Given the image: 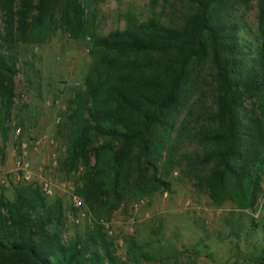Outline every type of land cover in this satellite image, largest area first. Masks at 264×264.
Listing matches in <instances>:
<instances>
[{"label": "trees", "instance_id": "trees-1", "mask_svg": "<svg viewBox=\"0 0 264 264\" xmlns=\"http://www.w3.org/2000/svg\"><path fill=\"white\" fill-rule=\"evenodd\" d=\"M180 20L126 16L91 29L88 0H0V139L10 130L20 46L64 25L88 39L90 63L67 116L62 169L82 167L75 194L93 217L125 199L168 190L178 167L216 204L254 212L264 183V0L253 36L227 11L230 0H177ZM252 0H241L247 5ZM204 68L207 89H199ZM184 143V144H183ZM184 148V150H182ZM76 214V210L74 211ZM64 203L35 182L0 191V264H139L114 251L98 221L64 239ZM255 263L264 264V217Z\"/></svg>", "mask_w": 264, "mask_h": 264}, {"label": "rangeland", "instance_id": "rangeland-1", "mask_svg": "<svg viewBox=\"0 0 264 264\" xmlns=\"http://www.w3.org/2000/svg\"><path fill=\"white\" fill-rule=\"evenodd\" d=\"M87 4L91 29L100 33L123 26L126 16L143 19L155 15L177 23L183 8L177 0H88ZM227 11L241 21L244 34L258 33L256 0L247 5L230 0ZM62 26L41 43L20 46L21 68L10 130L6 142L0 139V173L8 179L0 191L11 197L12 186L20 182L16 161L24 144L31 182L40 185L48 178L51 191L46 197L61 198L64 203V239L86 232L98 221L114 242L115 253L131 260L136 255L139 264H257L260 231L250 226V217H264V191L254 212L239 210L229 201L216 205L178 167L162 174L168 190L127 198L111 214L99 217H93L85 204L87 216L76 222L66 183L73 185L76 195L83 169L67 173L61 162L66 153L70 101L83 88L90 55L88 39L73 38ZM210 73L204 68L199 89H207ZM16 128H20L19 134H15Z\"/></svg>", "mask_w": 264, "mask_h": 264}, {"label": "built area", "instance_id": "built-area-1", "mask_svg": "<svg viewBox=\"0 0 264 264\" xmlns=\"http://www.w3.org/2000/svg\"><path fill=\"white\" fill-rule=\"evenodd\" d=\"M15 134H19L20 132V128H16L14 130ZM51 144H54V140H50L49 141ZM54 155V154H53ZM30 161L27 159V151L25 149V145L22 144L20 146V153L17 156V161H16V170L18 173L17 178L23 180L24 182H31L30 179ZM8 184V179L6 177V175H3L0 173V188L2 186H6ZM40 188L43 191V193L45 195L49 194L51 191V182L48 178H44L41 183H40ZM66 190L72 194V206L74 208V210H76V222H78L79 220L85 218L87 216V212L84 206V203L82 202V200L77 197L76 195H74V187L70 182L66 183ZM137 203L134 204V206H136ZM105 225L107 226V224L105 223Z\"/></svg>", "mask_w": 264, "mask_h": 264}]
</instances>
